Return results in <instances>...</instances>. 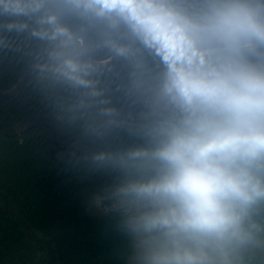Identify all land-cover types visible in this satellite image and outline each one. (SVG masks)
<instances>
[{
	"label": "clouds",
	"instance_id": "clouds-1",
	"mask_svg": "<svg viewBox=\"0 0 264 264\" xmlns=\"http://www.w3.org/2000/svg\"><path fill=\"white\" fill-rule=\"evenodd\" d=\"M5 33L39 41L36 79L81 106L102 95L104 61L147 72L144 142L92 156L118 176L93 198L131 238L130 264L264 252V0H0V48Z\"/></svg>",
	"mask_w": 264,
	"mask_h": 264
},
{
	"label": "trees",
	"instance_id": "trees-1",
	"mask_svg": "<svg viewBox=\"0 0 264 264\" xmlns=\"http://www.w3.org/2000/svg\"><path fill=\"white\" fill-rule=\"evenodd\" d=\"M3 35L11 46L0 48V92L41 47L27 34ZM97 79L102 95L84 106L80 93L36 76L0 102V264H130L131 238L117 227L118 215L89 209L94 194L118 179L92 156L144 142L149 115L138 105L118 111L104 134L110 116L101 112L146 99L147 79L124 61ZM252 264H264L262 253Z\"/></svg>",
	"mask_w": 264,
	"mask_h": 264
},
{
	"label": "water",
	"instance_id": "water-1",
	"mask_svg": "<svg viewBox=\"0 0 264 264\" xmlns=\"http://www.w3.org/2000/svg\"><path fill=\"white\" fill-rule=\"evenodd\" d=\"M119 61H104V63L106 64V67H103L101 69V71H109L112 70L116 67V65L118 64ZM36 76V73L33 71L32 66H30L29 68H27L24 72H22L21 74L18 75L17 81L8 89L0 92V102H8L12 99H14L15 97H17L21 92H23L26 87L29 85V83L32 81V79ZM146 79H148V74L146 72L145 75H143ZM81 97V95H80ZM143 104L146 105V99L144 100H138L135 102H131V103H127L123 106H121L120 108H118L114 114L112 116H110L108 118V120L106 121V125L105 128L102 131V134L105 133L106 129L108 128L109 124L111 123V121L113 120L115 114L120 111L121 109H123L124 107H132V106H136L138 105L139 107H141ZM27 128H25L23 131H26ZM53 145L58 147V143L57 140L54 139L53 141ZM72 152L77 155V156H83L84 153L80 150V148H73Z\"/></svg>",
	"mask_w": 264,
	"mask_h": 264
},
{
	"label": "rangeland",
	"instance_id": "rangeland-1",
	"mask_svg": "<svg viewBox=\"0 0 264 264\" xmlns=\"http://www.w3.org/2000/svg\"><path fill=\"white\" fill-rule=\"evenodd\" d=\"M141 114L149 115L148 109L146 108V106H144L141 109ZM89 209L92 210V212L95 213L96 215H98V214H105V213L110 212V211L102 210L101 208L97 207L96 204H95V202H94V198L92 199V202L89 205ZM261 253H262V256L264 258V252H261Z\"/></svg>",
	"mask_w": 264,
	"mask_h": 264
},
{
	"label": "flooded vegetation",
	"instance_id": "flooded-vegetation-1",
	"mask_svg": "<svg viewBox=\"0 0 264 264\" xmlns=\"http://www.w3.org/2000/svg\"><path fill=\"white\" fill-rule=\"evenodd\" d=\"M144 106H146L145 104H143L140 108L142 109ZM141 112V111H140Z\"/></svg>",
	"mask_w": 264,
	"mask_h": 264
}]
</instances>
